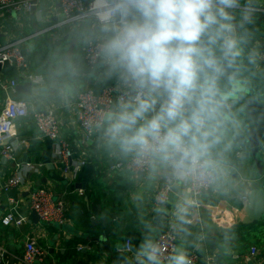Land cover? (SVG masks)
<instances>
[{
    "label": "clouds",
    "instance_id": "1",
    "mask_svg": "<svg viewBox=\"0 0 264 264\" xmlns=\"http://www.w3.org/2000/svg\"><path fill=\"white\" fill-rule=\"evenodd\" d=\"M259 0H89L52 48L40 88L61 100L87 80L112 86L85 127L128 169L173 184L208 187L226 175L236 122L230 101L264 52L250 26ZM73 45L75 46L73 48ZM88 51L87 61L80 50ZM194 201L177 203L184 220ZM137 264H192L145 238Z\"/></svg>",
    "mask_w": 264,
    "mask_h": 264
},
{
    "label": "crops",
    "instance_id": "2",
    "mask_svg": "<svg viewBox=\"0 0 264 264\" xmlns=\"http://www.w3.org/2000/svg\"><path fill=\"white\" fill-rule=\"evenodd\" d=\"M257 8L264 9V0H259ZM39 10L43 13L42 20L30 13L19 15L0 12V44L26 39L22 49L30 61L28 71L19 69L14 62H5L0 79L15 80L18 85L29 81L25 76L28 72L47 78L50 51L57 44L68 40L72 25H61L63 13L59 0H41ZM255 16V23L250 28L262 50L264 12H256ZM80 55L85 60V49L80 50ZM246 77L248 85L264 91V67L261 64L259 69L246 73ZM33 84L40 88L38 83ZM108 86L111 85L87 80L77 94L67 100H61L41 88L40 96H26L17 90L12 94L16 99L30 102V111L56 109L62 136L73 150L74 168L65 173L56 155V143L39 132L32 116L20 118L16 121L21 140L17 145V159L21 163L32 162L42 167L38 172H25L23 184L7 193L3 184L13 174L14 164L3 156L0 142V246L8 251L7 264H22L20 258L28 237L36 239L43 249L42 264H117L115 251L124 253L127 261L137 263L135 254L142 241L145 238L155 241L170 222L178 226V248L186 252L197 249L201 256L199 264H264V215L260 221L234 230L229 239L219 232L220 226L230 227L246 216V196L254 189L264 192V153L261 152V169L252 158L242 160L241 154L238 155L237 150L233 151L231 135V147L223 157L226 175L200 197L199 206L189 209L187 223L194 228L183 232L185 223L177 219L176 205L186 195L191 199L190 191H186L182 184H174L173 187L181 186V193L172 187L169 199L161 205H155L154 195L165 178L150 177L148 173L142 176L127 170H113L118 160L99 147L95 137L88 138L85 135L78 119L77 95L88 88L101 91ZM6 96L0 89V111L5 105ZM230 115L240 118L241 105L230 111ZM38 187L50 188L56 198L65 201L68 217L65 225L33 221L30 193ZM10 196L20 200L21 212L29 218L28 223L20 227L2 223L8 212ZM103 231L107 233L104 243L110 246L107 250L104 245L87 236L101 235ZM196 231L200 233L197 241ZM207 234L217 238L215 251L210 249ZM128 241L131 242V252L126 250ZM252 248H257L258 253L248 260ZM219 254L222 256L216 261L215 257Z\"/></svg>",
    "mask_w": 264,
    "mask_h": 264
},
{
    "label": "built area",
    "instance_id": "3",
    "mask_svg": "<svg viewBox=\"0 0 264 264\" xmlns=\"http://www.w3.org/2000/svg\"><path fill=\"white\" fill-rule=\"evenodd\" d=\"M38 1L39 9L41 0ZM59 2L63 13L61 25H68L71 24L73 19L78 18L79 14L87 7L89 0H59ZM31 7L32 0H0V12L2 13H17L19 15H25L30 13ZM256 12H264V9L257 8ZM26 41V39H17L5 44H0V63L3 65L5 62H14L19 69L28 71L30 69V61L22 49V45ZM261 51L264 52V46ZM87 56L88 51L85 49V62L87 61ZM260 64L264 67V60H261ZM25 76L29 81L34 83L37 81V78H41L40 75L33 72H28ZM16 86L17 82L15 80L7 81L0 79V89L7 95L5 105L0 111V142L3 145V156L14 164L13 174L3 184V189L7 193L23 184L25 172H38L42 167L41 164H35L32 162L21 163L17 159V145L21 140H19L16 130V121L20 118L32 116L39 132L44 137H47L56 143V155L65 173H69L74 168L72 162L73 150L68 140L62 136L61 123L57 116L56 109L49 108L30 111V102L16 99L12 96V94L16 92ZM114 95L115 93L112 91V86L105 87L101 91L88 88L77 95L76 107L78 111V119L88 138L91 136L85 127V121L88 119L94 108L99 107L103 104L106 98ZM236 106L237 101L232 99L230 101V111L235 109ZM261 151L264 153V141L261 145ZM238 155H240V152H238ZM112 169L131 171L128 169L127 164L120 161L113 165ZM131 172L139 174L137 172ZM144 173L147 172H143V174ZM173 185L174 184L166 178L162 181L154 195L155 205H161L169 199ZM182 185L186 191L191 192V200L194 201L193 206H199L201 204L200 197L213 188L215 184L208 187H196L187 184ZM8 204V212L2 219L3 225L20 227L25 223H28L29 218L21 212V202L19 199L10 196L8 198ZM30 205L32 210L39 215L40 221L45 224L55 223L58 225H65L68 222L65 201L56 198L54 191L50 188L38 187L33 189L30 193ZM178 237L179 233L177 224L175 222H170L159 234L155 242L160 244L165 255H167L172 249L178 248ZM126 250L127 252L132 251L130 241L127 242ZM187 253L192 264H199L201 256L197 249H193ZM257 253V248H252L248 260L256 256ZM7 254V249L0 246V264H7ZM43 261V249L39 246L36 239L28 237L26 240L25 251L20 258V262L22 264H42ZM213 264L223 263L216 262Z\"/></svg>",
    "mask_w": 264,
    "mask_h": 264
},
{
    "label": "water",
    "instance_id": "4",
    "mask_svg": "<svg viewBox=\"0 0 264 264\" xmlns=\"http://www.w3.org/2000/svg\"><path fill=\"white\" fill-rule=\"evenodd\" d=\"M38 0H32V7L30 10V14L33 17H37L42 20L43 13L38 9ZM27 45L31 46L29 42ZM2 70V64L0 63V71ZM17 92L26 96H40L41 89L33 84V82L28 81L25 83L18 84L16 86ZM237 101V105H241L242 116L240 118L232 117L236 122V131L232 134V144H234V150H237L241 154V159L246 160L252 158L256 164L261 169V145L264 141V91H259L252 86L248 85L246 82L243 86L237 89L233 95V98ZM229 165H232L230 163ZM143 176V173H140ZM173 189L181 193V186L176 185ZM248 203L244 206L246 216L239 221V223H235L230 227L220 226L219 232L225 237V239H229L234 230L238 229L240 226L251 225L257 221H260L264 215V192L261 189H254L248 196ZM33 221L35 223L40 222L39 215L33 211L32 214ZM93 221V219H92ZM187 218L182 220L185 223L183 227V232L187 229L192 230L194 226L192 224L187 223ZM197 227V224H196ZM64 229L66 226L63 227ZM200 236V233L196 231L195 239L197 241V236ZM87 234H85L86 236ZM95 241L99 242L105 250H107L110 246L109 243H104L107 239L106 231H103L101 235H87ZM86 236V237H87ZM207 241L210 243V249H217V238L211 234L206 235ZM114 257L117 264H137L134 261L126 259V255L122 252L115 251ZM222 255L219 254L215 257L217 261Z\"/></svg>",
    "mask_w": 264,
    "mask_h": 264
}]
</instances>
